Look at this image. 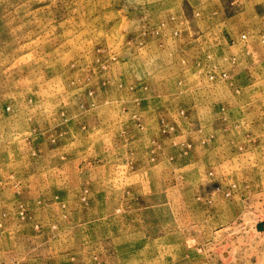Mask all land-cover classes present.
Wrapping results in <instances>:
<instances>
[{
  "label": "rangeland",
  "instance_id": "1",
  "mask_svg": "<svg viewBox=\"0 0 264 264\" xmlns=\"http://www.w3.org/2000/svg\"><path fill=\"white\" fill-rule=\"evenodd\" d=\"M0 264H264V0H0Z\"/></svg>",
  "mask_w": 264,
  "mask_h": 264
}]
</instances>
